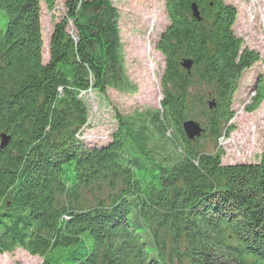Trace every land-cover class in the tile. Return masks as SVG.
I'll return each instance as SVG.
<instances>
[{
  "label": "trees",
  "instance_id": "1",
  "mask_svg": "<svg viewBox=\"0 0 264 264\" xmlns=\"http://www.w3.org/2000/svg\"><path fill=\"white\" fill-rule=\"evenodd\" d=\"M40 1L50 0H0V135L8 137L0 254L22 248L39 264H172L167 248L174 264H264V145L257 162L225 165L197 143L229 133L240 74L259 59L234 33L236 8L165 0L160 106L116 112L109 138L87 144L82 93L138 89L126 72L120 14L111 0H65L43 62ZM254 91L247 111L264 100V77ZM191 119L203 128L198 138L185 135Z\"/></svg>",
  "mask_w": 264,
  "mask_h": 264
},
{
  "label": "rangeland",
  "instance_id": "2",
  "mask_svg": "<svg viewBox=\"0 0 264 264\" xmlns=\"http://www.w3.org/2000/svg\"><path fill=\"white\" fill-rule=\"evenodd\" d=\"M111 2L120 14L118 24L126 72L138 89L134 93H122L109 87L104 94L95 90L82 94L88 117L81 138L87 144L101 143L109 138L116 126V112L127 114L136 108H157L163 96L161 80L165 56L156 44L169 25L165 0ZM64 3L65 0L40 1L43 62L48 60L53 24L65 15ZM225 3L233 5L237 11L232 27L234 33L241 37L243 47L258 52L259 59L240 74L231 98V117L226 123V127L230 128L229 133H222L220 138L213 141L202 135L197 143L206 153H221L222 164L253 163L259 160L264 145V100L253 111L245 108L250 106L255 94L256 81L264 77V0H225ZM68 32L74 35L71 23ZM205 107L209 108L208 103ZM191 109L194 118L201 119V107L192 105ZM168 252L165 248L164 257L174 264ZM40 260L22 248L0 254V264H39Z\"/></svg>",
  "mask_w": 264,
  "mask_h": 264
},
{
  "label": "water",
  "instance_id": "3",
  "mask_svg": "<svg viewBox=\"0 0 264 264\" xmlns=\"http://www.w3.org/2000/svg\"><path fill=\"white\" fill-rule=\"evenodd\" d=\"M192 13L193 15L199 19V13L197 10V6L193 3L192 4ZM192 64V60L191 59H184L181 63V65L187 70H190ZM213 102L210 101L208 103V106L211 108L213 106ZM183 129L185 132V135L187 136V138L189 139H194L195 137L199 136L200 133L202 132V127L199 125L198 122L194 121V120H187L183 123ZM7 136L4 135L3 133L0 135V146H4L7 143Z\"/></svg>",
  "mask_w": 264,
  "mask_h": 264
},
{
  "label": "built area",
  "instance_id": "4",
  "mask_svg": "<svg viewBox=\"0 0 264 264\" xmlns=\"http://www.w3.org/2000/svg\"><path fill=\"white\" fill-rule=\"evenodd\" d=\"M83 94V93H82Z\"/></svg>",
  "mask_w": 264,
  "mask_h": 264
}]
</instances>
